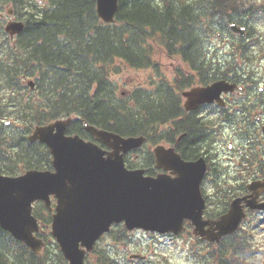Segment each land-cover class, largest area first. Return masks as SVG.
<instances>
[{"label":"trees","instance_id":"obj_1","mask_svg":"<svg viewBox=\"0 0 264 264\" xmlns=\"http://www.w3.org/2000/svg\"><path fill=\"white\" fill-rule=\"evenodd\" d=\"M7 6L25 21L12 44L0 18V119L11 116L25 127L3 131L0 125V172L8 175L51 168L47 147L26 140L25 131L34 123L76 114L121 135H145L172 120L175 102L165 81L161 93L139 89L123 97L116 92L109 76L120 70L117 60L144 68L157 62L154 47H160L196 72L205 68L213 73L226 63L232 70L243 64V70L251 71L247 65L264 56V27L253 26L256 17L264 18V0H118L113 22L100 20L96 0H0V11ZM232 22L244 25L249 36L233 34ZM214 42L232 50L219 58ZM29 76L35 79L34 90L23 84ZM77 122L68 131L81 133ZM198 132L192 124L185 141ZM33 212L43 224L45 246L34 253L0 227V264H67L49 233L51 212L40 201ZM105 239L111 242L101 245ZM131 241L132 233L114 224L86 252L84 264H175L166 255L129 259L123 246ZM243 247L233 233L218 245L194 241L187 248L191 264H251L239 255Z\"/></svg>","mask_w":264,"mask_h":264},{"label":"water","instance_id":"obj_2","mask_svg":"<svg viewBox=\"0 0 264 264\" xmlns=\"http://www.w3.org/2000/svg\"><path fill=\"white\" fill-rule=\"evenodd\" d=\"M116 10L117 0H96L97 14L105 22L113 21ZM231 27L244 34L243 26ZM22 28L23 23L17 21L8 23L5 29L13 34ZM227 87L225 81H218L185 94H196L198 101H203ZM68 121L37 126L29 136L48 145L53 171L31 169L18 176L0 174V226L34 252H39L44 242L34 234L39 225L32 214V202L43 200L52 209L51 195L56 199L51 233L68 264H84L85 252L113 222L123 221L128 229L178 232L182 230L183 219L188 218L196 225L195 234L214 240L232 231L243 215L242 211L234 214L236 209H230L215 223L216 231L204 229L208 221L201 217L203 200L199 191L200 173L194 171L196 164L179 159V167H175L173 157L166 167L173 168L176 176H146L142 169H127L119 153L140 145L142 137L124 138L91 127L97 138L111 147L102 150L78 136H65ZM158 149L155 148L156 154Z\"/></svg>","mask_w":264,"mask_h":264},{"label":"flooded vegetation","instance_id":"obj_3","mask_svg":"<svg viewBox=\"0 0 264 264\" xmlns=\"http://www.w3.org/2000/svg\"><path fill=\"white\" fill-rule=\"evenodd\" d=\"M155 66L154 78L141 91L161 93L164 81L171 86L175 102L173 118L153 126L150 133L145 134L140 156L132 157H139L144 173L152 176L176 175L173 168L163 165L172 160V153L175 167H179V157L196 163L194 171L200 173L203 220L215 226L214 222L226 215L234 203L236 213L240 208L245 213L238 225L239 231L264 228V79L244 78L241 70L223 72L222 69L230 68L231 64H218L217 70L209 73L205 68L196 72L187 63L166 65L171 70L169 73L172 72L168 79L162 65ZM149 68H144L142 74L147 76ZM218 71L228 75L225 80L234 85L232 89L224 88L203 101H198L196 94L190 100L184 96L191 88L210 86L221 76ZM194 123L198 136L185 141ZM153 141L165 147L159 152L161 164L154 153ZM193 177L197 179V175ZM251 183H255L253 188H250ZM258 203L263 205L258 207ZM185 224L191 230L195 227L189 220H185ZM208 226L206 224L205 228ZM222 240L223 237L210 243L220 244Z\"/></svg>","mask_w":264,"mask_h":264},{"label":"rangeland","instance_id":"obj_4","mask_svg":"<svg viewBox=\"0 0 264 264\" xmlns=\"http://www.w3.org/2000/svg\"><path fill=\"white\" fill-rule=\"evenodd\" d=\"M263 20L264 18H256L254 20V27H264ZM216 43L217 42H215V44ZM154 52V61H157L158 65H162L163 71L167 74L165 77L169 79L172 72L169 73L171 70L167 69L166 65L171 63L179 65L181 64L180 60L173 56H166L164 50L160 47H154ZM116 64H121L120 70L114 73L111 72V78L117 86V91L127 90L133 85L145 84V77L142 74V71H145V69L138 70L131 68L118 60L116 61ZM153 72L154 71L152 69L147 70L148 83L153 77ZM188 238L189 237L187 235L175 238L170 235H149L141 230H134L132 242L127 244V246H123V251L126 255L136 253L146 255L148 258H154L158 255H166L175 264H191L188 257L187 248L189 247V244H187L185 241ZM250 238L252 239L253 243L262 242L264 239V237H262L259 232H256L255 235H251ZM109 242H111L110 239H105L103 242H101V245H106ZM259 250L263 251L264 249L260 247Z\"/></svg>","mask_w":264,"mask_h":264}]
</instances>
